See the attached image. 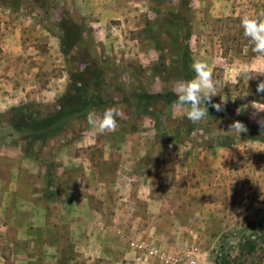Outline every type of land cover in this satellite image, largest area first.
<instances>
[{
	"label": "rangeland",
	"instance_id": "obj_1",
	"mask_svg": "<svg viewBox=\"0 0 264 264\" xmlns=\"http://www.w3.org/2000/svg\"><path fill=\"white\" fill-rule=\"evenodd\" d=\"M180 8L181 0H0V55L20 34L30 49L48 37L60 54L38 72L44 88L0 111V264H215L221 236L251 232L264 219V143L245 137L248 128L264 137V92H257L264 57L240 23L264 0H191ZM66 14L82 28L110 86V107L122 114L115 131L97 134L86 113L30 147L33 136L10 125L13 110L58 112L71 72L84 66L61 51ZM181 17L176 36L171 24ZM185 46L193 62L212 68L220 82L212 102L223 99V110L208 105L198 124L174 106L156 107L157 119L135 113L126 102L136 91L177 93ZM234 121L247 131L229 130ZM15 168H24V180L12 186L11 203L1 195Z\"/></svg>",
	"mask_w": 264,
	"mask_h": 264
},
{
	"label": "trees",
	"instance_id": "obj_2",
	"mask_svg": "<svg viewBox=\"0 0 264 264\" xmlns=\"http://www.w3.org/2000/svg\"><path fill=\"white\" fill-rule=\"evenodd\" d=\"M191 6V0H181L180 11L186 12ZM172 22L171 27L175 35H179V22ZM182 22V21H181ZM59 29L62 32L61 51L70 61L76 63L77 59L84 63V66L77 67L71 72V80L67 93L59 99V111L46 115L32 114L22 107L14 109L10 118V125L21 131L32 135L30 147L37 142H46L62 132L65 123L77 117L86 115L90 110L103 112L109 108L113 100L109 98L110 86L106 82L103 68L97 59L92 58L87 51L89 44L84 40L82 28L68 14L59 22ZM84 50L82 54L75 57L72 53L76 48ZM179 63V76L187 81L194 77L191 65L193 63L190 48L185 46L182 51ZM86 59V60H85ZM72 60V61H71ZM85 60V61H83ZM87 61V62H86ZM127 100V97L125 98ZM177 100V93L167 92L164 94H150L144 91H136L134 99L126 102L128 106L135 109V113L146 117L156 118L155 108L160 105L172 107ZM250 136L246 138L252 141L264 143V137L257 134L258 128H248ZM227 139L222 138L223 146ZM49 200L51 198L48 197ZM237 239L236 245L230 241ZM215 264H264V219L256 222L251 232L238 234L237 232L226 233L219 238L217 248L212 253Z\"/></svg>",
	"mask_w": 264,
	"mask_h": 264
},
{
	"label": "clouds",
	"instance_id": "obj_3",
	"mask_svg": "<svg viewBox=\"0 0 264 264\" xmlns=\"http://www.w3.org/2000/svg\"><path fill=\"white\" fill-rule=\"evenodd\" d=\"M243 34L252 45V51L264 57V9H260L256 14L243 15L240 18ZM191 68L195 73L194 77L187 81H179L176 85L177 100L174 102V109L183 111L184 115L193 124L204 121L209 115L208 105L216 111H222L223 99L221 103H213L212 98L218 95L220 82L214 79L213 70L209 63L204 60H195ZM248 80L255 77L249 75L248 69L243 72ZM259 75H264L261 73ZM257 92H264V81L257 85ZM121 110L117 107L106 108L102 114L95 110L87 113V123L97 134H105L115 131L118 127L117 117L121 116ZM229 130L238 133L247 131L246 126L240 121H234L229 125ZM214 132L212 135L215 136Z\"/></svg>",
	"mask_w": 264,
	"mask_h": 264
},
{
	"label": "crops",
	"instance_id": "obj_4",
	"mask_svg": "<svg viewBox=\"0 0 264 264\" xmlns=\"http://www.w3.org/2000/svg\"><path fill=\"white\" fill-rule=\"evenodd\" d=\"M15 38V47L4 50L3 54L0 55V111H4L8 107H19L26 104L31 97L30 89L44 88L43 78L38 76V72L47 71L41 68L49 65L50 57L60 55L57 44H54L48 37H42L38 42L40 46L34 49L25 47L28 41L23 38L22 34L17 35ZM27 46H30V44ZM30 73L33 75L29 76ZM51 87L45 85L47 89ZM4 162H6L4 153L1 152L0 174L5 171ZM20 169H14L17 177L12 181H8L10 192L1 195L3 200H9L12 203L13 200L17 199L18 196L16 190H14L16 188L13 189L12 186L21 187L20 183L24 180V177H18V175L23 174L25 170L24 168ZM1 177L0 175V179H2ZM23 185L29 188L27 183Z\"/></svg>",
	"mask_w": 264,
	"mask_h": 264
}]
</instances>
